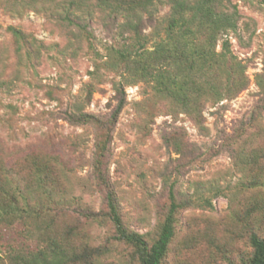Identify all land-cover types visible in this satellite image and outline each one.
I'll list each match as a JSON object with an SVG mask.
<instances>
[{
  "label": "rangeland",
  "instance_id": "374dc122",
  "mask_svg": "<svg viewBox=\"0 0 264 264\" xmlns=\"http://www.w3.org/2000/svg\"><path fill=\"white\" fill-rule=\"evenodd\" d=\"M6 1L0 0V180L4 165H12L17 187L28 188L41 165L53 200L41 197L45 213L26 228L0 230V264L15 251L43 247L38 226L77 252L104 251L94 264H137L131 247L113 239L93 173L104 130L65 117L84 112L105 124L121 98L104 169L124 228L152 244L173 186L177 200L191 204L176 213L162 264L247 261L248 232L264 238V0H218L220 10L236 12L237 27L216 50L227 39L248 82L232 99L205 104L200 123L148 82L121 75L110 66L114 59L106 65L107 49L121 42L123 19L112 26L92 6L51 16ZM169 11L156 2L142 13L147 50L164 37ZM8 27L34 38L38 53L20 48Z\"/></svg>",
  "mask_w": 264,
  "mask_h": 264
},
{
  "label": "trees",
  "instance_id": "16d2710c",
  "mask_svg": "<svg viewBox=\"0 0 264 264\" xmlns=\"http://www.w3.org/2000/svg\"><path fill=\"white\" fill-rule=\"evenodd\" d=\"M11 1L32 10L46 11L51 16L62 12L66 15L75 14L92 6L103 15L105 23L110 22L112 26L116 25L118 19H123V23L117 24L121 42L118 48L110 46L107 49L106 65L114 59L110 66L120 70L121 75L124 72L131 73L133 77L148 82L156 95L169 100L199 123L203 119L205 104L213 105L224 99H232L247 87L244 66L230 53L229 41L224 39L220 51L216 50L218 41L228 33L235 32L237 27L236 12L220 10L218 0ZM156 2L168 4L170 11L164 37L152 50H147L143 42L146 35L142 34L146 22L141 16ZM7 29L16 43L20 44V48L21 45H28L27 51L34 50L38 53L41 46L35 45L34 38L29 39L15 28ZM126 40H130L132 44H128ZM123 106L124 100L121 98L105 124L84 112L66 114L65 117L71 124L92 123L104 130L103 139L96 144L93 173L98 186L104 192L105 214L114 228L113 239L131 247L132 257L137 264H162L174 236L176 213L189 207L191 202L177 200L173 186H170L168 211L160 224L156 240L150 245L142 235L128 232L124 228L115 194L110 188L104 169L109 127L116 122ZM10 166L4 165L6 174L0 180V230L13 228L15 225L26 228V224L39 220L45 213V204L40 203L41 197H46L47 204L53 200L47 191L46 175L42 176L44 172L41 165L36 168L37 179L34 187L30 185L28 188L17 187L15 174L9 172L12 168ZM36 230L40 236L39 241L44 246L36 250L15 251L8 255L7 264H94L104 252L99 248L77 252L66 245V241L61 242L50 236L47 229L38 226ZM30 233L32 237V232ZM34 236L36 237L35 234ZM247 240L252 252L249 259L240 264H264V238L249 231Z\"/></svg>",
  "mask_w": 264,
  "mask_h": 264
}]
</instances>
